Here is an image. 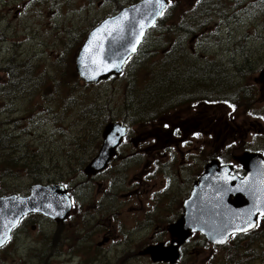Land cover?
Instances as JSON below:
<instances>
[{"label": "rangeland", "instance_id": "1", "mask_svg": "<svg viewBox=\"0 0 264 264\" xmlns=\"http://www.w3.org/2000/svg\"><path fill=\"white\" fill-rule=\"evenodd\" d=\"M135 1L0 0V196L26 195L34 183L69 185L77 208L94 193L100 196L103 177L86 180L81 169L97 152L101 129L110 121L132 120L129 128L134 136L149 133L155 126L168 125L174 132L178 129L166 138L185 145L167 148L162 158L165 165L157 174L152 166V176L146 178V185H155V191H162L167 183L166 198L172 200L187 195L195 164L200 163L201 174L211 158L226 159L212 154L211 136L205 130L222 132L224 114L231 112L225 107L226 99L241 93L245 96L244 82L238 79L240 69L264 68V0H228L230 7L225 0H203L211 2L209 7H200L202 0L196 7L195 0H173L164 23L150 31L139 55L118 78L85 85L74 70L79 46L102 19ZM220 2L221 7H211ZM169 50L172 56H168ZM170 63L187 66L181 70L192 71L188 79L200 88L187 87L189 80L180 81L176 107L165 113L155 109L151 121L143 122L136 115L135 98L143 89L139 96L143 100L165 96L173 86L169 83L175 84L161 73H170ZM209 64L217 70L208 73L207 68L201 69ZM194 102L197 105H191ZM197 109L204 130L199 136V159L193 161L192 151L188 154L193 135L181 134L179 123ZM234 116L239 122L241 112ZM185 136L190 137L184 141ZM257 138L252 142H258ZM131 141L137 138H127L126 148H134ZM233 162L232 167L236 165ZM149 168L146 165L139 170V164L130 161L117 178V205L111 213L117 223L115 233L114 222L107 217L94 218L84 228L76 225L71 235L68 223L56 226L34 215L0 248V264H152L148 257L139 256L142 247L137 244L150 239L160 218L164 222L170 216L173 219L179 204L172 201L167 205L161 195L142 187L136 194L129 193L130 182L138 181ZM73 174L77 177L69 184ZM159 180L162 183L156 185ZM152 198L162 201L166 209L157 208ZM102 231L110 232V240L98 246ZM81 234L88 239L86 245H79ZM183 250L176 264H264V218L248 234L233 237L223 247L211 246L194 234Z\"/></svg>", "mask_w": 264, "mask_h": 264}, {"label": "water", "instance_id": "2", "mask_svg": "<svg viewBox=\"0 0 264 264\" xmlns=\"http://www.w3.org/2000/svg\"><path fill=\"white\" fill-rule=\"evenodd\" d=\"M165 6V0H143L93 28L74 60L78 77L85 83H96L119 75L126 59L136 52L144 33ZM124 132L121 123L104 125L101 147L84 168L85 175L91 176L105 168ZM238 161L246 170L243 178L230 175V166H220L217 161L208 163L184 202L183 215L169 226L171 236L178 239L172 243L177 244L148 247L140 254L150 255L154 262L174 264L179 257L177 248L191 231L202 233L211 244L223 245L233 233L253 228L256 216H264V165L259 156L248 153ZM69 209V198L60 185L34 184L27 196L0 197V247L24 215L39 212L59 223L67 218Z\"/></svg>", "mask_w": 264, "mask_h": 264}, {"label": "flooded vegetation", "instance_id": "3", "mask_svg": "<svg viewBox=\"0 0 264 264\" xmlns=\"http://www.w3.org/2000/svg\"><path fill=\"white\" fill-rule=\"evenodd\" d=\"M244 85L247 88H250L249 96L247 94L244 96L238 94L235 95V97H240L242 101V105L239 108H236L233 110L232 108H228L231 110L230 113L226 114V124L224 128L222 129V132L219 131V133L215 134L214 132H210V149L212 151V154L215 155H224L226 159L223 161V159L219 156H216L212 159H218L222 163H229L232 164L235 163L234 171L238 174H243V171L240 167V165L236 162V158L238 155L242 154L243 152H252V153H260L264 157V77L261 78L260 82L256 79H249L247 77H244ZM239 111L241 112L240 121H234V114H238ZM188 113V112H185ZM189 116L192 115L193 117L188 118L184 121L179 123L181 125L180 133L181 134H192L191 141L188 142L189 144H192V149H189L192 151V157L193 161L195 159H199V154L201 150V143H200V131H201V119H200V110H194L192 114L188 113ZM184 116V115H183ZM192 121V123H190ZM216 122H214V125ZM262 124V125H260ZM216 126V125H215ZM127 128V127H126ZM130 132V130L127 128V135L120 146V148L117 150L116 155L110 160V162L107 165V168L102 171L99 174H96L94 176H85L83 173V176L87 179H94L99 176L103 177L102 184L100 186V190L102 192L100 193V196H94L90 197L88 200L82 202V205L77 208L73 205H71V211L69 214V217L62 223H68V232L73 235L74 227L76 225H79V228H84L88 221H93L94 218H105L107 217L109 220L114 222L115 228L112 229V231L115 233L117 231V223L115 221V216L111 213L115 210L117 202H116V189L118 185L120 184V181L117 178L121 177V174L124 173V167L127 165V162L130 161H136L137 164H139V170L142 167H145L146 165L150 167V171L146 172L144 175L140 177V179L133 180L130 182V194H136L139 192L140 188H144V191L148 192L149 190H152V194L158 196L161 195L163 198L166 199V203L168 205L169 202L176 201V205L179 204V209L173 214V219L170 218L167 219L166 222H164L161 218L155 223V230L150 232V239L147 242L137 244L139 247H142L144 249L145 247L149 245H156L159 243L168 244L170 242V238L168 240V229L169 226L173 223H175L182 215L183 209V201L189 196V193L191 191L192 185L196 181V179L200 176L201 171V165L195 164L196 166V173L193 176V182L190 187H188L187 195L182 194L180 197L172 200L169 198H166V195L169 194L168 185L166 183L165 188L162 191H155L156 186L155 185H146V178L152 176V166L155 168V174L158 173V170L161 169L165 165V161L162 160L164 156L167 155L168 151L166 150L169 147H178V145L181 143L182 145H185V142H177V139H174V144L170 139H167V136L174 135L176 132L172 131L170 127L167 126H155L152 131L149 133H142L141 134H135L134 132ZM251 135V137H249ZM133 137L137 138V141H131L130 145L134 148H126L124 145V142L127 138ZM153 137V138H152ZM190 136L183 137L182 140L185 141V138L189 139ZM257 138L258 142H252L254 138ZM150 139V140H149ZM150 141L148 143L147 141ZM153 140L156 141V143H153ZM236 150H240V154H236ZM235 153V154H234ZM96 154V152L93 154V156ZM147 154V156H146ZM92 156V157H93ZM91 157V158H92ZM90 158V159H91ZM90 159L86 162L84 167L88 164ZM146 159V160H145ZM82 167L81 171L84 169ZM111 168H113L112 171H109ZM238 169V170H236ZM233 171V172H234ZM138 170H136L134 173H137ZM76 174L70 175L68 181L69 184L74 182L76 179ZM145 179V180H144ZM83 183V182H82ZM162 180H159L158 184H161ZM65 185V184H64ZM63 185V186H64ZM67 190L68 196H72L69 192V185L64 186ZM113 187V188H112ZM177 197V195H174ZM71 198V197H70ZM175 198V197H174ZM153 203L155 206L159 209H166V207L163 206L162 201H154V198H152ZM154 204H152L154 206ZM39 215V214H30L22 218L18 224V226L12 231V233L21 226V224L28 219L31 216ZM110 215V216H109ZM55 224V223H54ZM56 226L61 224H55ZM104 237L101 242H99L98 246H105L109 240H110V232L102 231ZM197 234V233H194ZM193 234V235H194ZM108 236V237H107ZM124 242V240L122 241ZM188 242V241H187ZM186 242V243H187ZM88 243V239L85 234L80 235V243L79 245H86ZM183 244L181 246L180 252L183 253V247L186 245Z\"/></svg>", "mask_w": 264, "mask_h": 264}, {"label": "trees", "instance_id": "4", "mask_svg": "<svg viewBox=\"0 0 264 264\" xmlns=\"http://www.w3.org/2000/svg\"><path fill=\"white\" fill-rule=\"evenodd\" d=\"M210 3L211 2H203V0H202L199 5H200V7H209ZM220 5L222 6V2H220L216 6H213V4H211V7H218ZM193 17H194V15H193ZM160 23H162V21H160ZM167 52H169L168 56H172L173 52L171 50H169ZM186 67L187 66L178 65L176 63L175 64L170 63V68L172 69V70H170V73L158 71V73L161 72L162 75H168L169 77H167V78H171L175 82V84H177V85L169 83L170 85H173V86L169 87V92H167L165 96L156 95L151 100H143V99L138 100L139 101L138 103L140 106L135 107V109L138 110L136 115L139 116V120L145 121L146 119L152 118L155 115L153 112V110H155V109H157L160 113H162V112H165L167 109L176 107L173 105L172 101H174L175 98L177 100L174 102H177L179 100L178 94H179V90L181 87V85L179 83L182 80H188V78H189L187 75L188 73L189 74L193 73L192 71L187 72L185 70H181V69L186 68ZM206 68H207L208 73L214 72V70H217V67L215 68V65L211 66V64L206 65V67L203 65L201 69H206ZM210 77H213V75H210ZM213 80H215V79H213ZM189 81H190V85H188L187 87H192L193 89H199L200 88V86L194 84L190 79H189ZM90 106L91 105H89L88 108H91ZM78 145L79 144H77V146Z\"/></svg>", "mask_w": 264, "mask_h": 264}, {"label": "bare ground", "instance_id": "5", "mask_svg": "<svg viewBox=\"0 0 264 264\" xmlns=\"http://www.w3.org/2000/svg\"><path fill=\"white\" fill-rule=\"evenodd\" d=\"M178 56V55H177ZM215 68H216V65H215ZM192 69V68H191ZM187 72H191V71H187ZM189 80V79H188ZM9 121V120H8ZM11 122V121H10ZM9 133V132H8ZM11 133V132H10ZM6 135H7V133H6ZM30 151V150H29ZM37 151V150H36ZM32 152V151H31ZM41 153V152H40ZM25 154H26V152H25ZM84 167V166H83Z\"/></svg>", "mask_w": 264, "mask_h": 264}]
</instances>
